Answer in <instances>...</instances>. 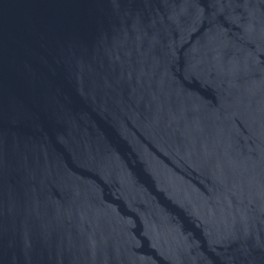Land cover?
Segmentation results:
<instances>
[{"label": "water", "instance_id": "95a60500", "mask_svg": "<svg viewBox=\"0 0 264 264\" xmlns=\"http://www.w3.org/2000/svg\"><path fill=\"white\" fill-rule=\"evenodd\" d=\"M0 264H264V0H0Z\"/></svg>", "mask_w": 264, "mask_h": 264}]
</instances>
